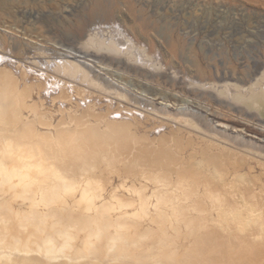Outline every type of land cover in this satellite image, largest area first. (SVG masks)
<instances>
[{"label":"bare ground","instance_id":"bare-ground-1","mask_svg":"<svg viewBox=\"0 0 264 264\" xmlns=\"http://www.w3.org/2000/svg\"><path fill=\"white\" fill-rule=\"evenodd\" d=\"M114 60L88 61L122 82L108 68ZM247 77L173 92L144 81L148 97L179 110L124 119L112 106L69 104L53 126L51 112L23 122L31 88L16 94V78L3 73L0 264H243L248 245L255 253L244 264H264V70ZM102 80L105 90L117 86Z\"/></svg>","mask_w":264,"mask_h":264},{"label":"rangeland","instance_id":"rangeland-1","mask_svg":"<svg viewBox=\"0 0 264 264\" xmlns=\"http://www.w3.org/2000/svg\"><path fill=\"white\" fill-rule=\"evenodd\" d=\"M169 6L156 18L132 0H0V80L3 73L9 72L18 82L16 94L31 88L28 99L20 101L23 122L41 124L51 112L52 124L58 126L68 118L63 117L67 113L59 112L60 109L65 110L69 104L83 109L92 102L98 109L115 107L118 118H158L148 114L149 109L155 114L162 109L168 111L166 114H175L179 109L174 103L148 97L139 83L148 81L165 92L179 91L184 83L191 87L199 82L202 89L215 86L220 90L224 78L234 82L232 79L243 80L263 72L259 69L264 64V0H171ZM100 7L102 15H97ZM72 53L87 55L88 59L76 58ZM93 55L115 59V64H108V68L113 66L112 71L121 73L124 80L121 82L113 72L107 73L99 64L88 61ZM78 68L83 71H77ZM133 68L142 70L137 72ZM147 71L151 73L148 78ZM141 75L151 77V82L143 76L141 79ZM103 78L117 86L103 89ZM149 103L153 107L147 106ZM63 128L70 127L59 126ZM38 129L48 134L52 131L48 126L39 125ZM245 247L243 264L245 257L250 259L255 253L252 246Z\"/></svg>","mask_w":264,"mask_h":264},{"label":"built area","instance_id":"built-area-1","mask_svg":"<svg viewBox=\"0 0 264 264\" xmlns=\"http://www.w3.org/2000/svg\"><path fill=\"white\" fill-rule=\"evenodd\" d=\"M141 10H148L158 18L170 6L171 0H132Z\"/></svg>","mask_w":264,"mask_h":264}]
</instances>
